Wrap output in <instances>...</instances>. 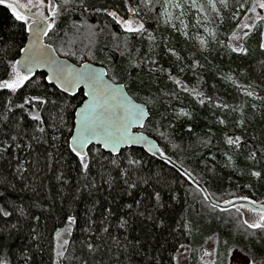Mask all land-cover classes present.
<instances>
[{"label":"snow or ice","instance_id":"6c2138e0","mask_svg":"<svg viewBox=\"0 0 264 264\" xmlns=\"http://www.w3.org/2000/svg\"><path fill=\"white\" fill-rule=\"evenodd\" d=\"M0 6L11 14L10 22L0 18V264H162L163 257L156 254L162 247L159 237L182 230L193 235L207 225H222L226 235L222 238L220 228L213 229L205 241H212L213 248L202 244L199 249L201 264H264V201L236 195L221 183L225 169L238 170L240 157L246 169L240 176L264 180V60L261 83L242 85L231 75L220 76L252 101L230 104L200 86L190 88L187 73L199 85L197 69L206 64L181 56L171 37L161 36L163 50L156 51L161 43L149 30V20L157 25L162 20L181 32L175 23L179 20L187 41L189 25L182 17L195 9L204 14L203 20L195 17L197 29L217 20V27L226 20L237 22L229 28L230 42L221 46L247 57L253 40L264 52V0H120L102 6L88 0H0ZM208 9L214 17H208ZM74 12L110 20L102 21L103 27L75 20L68 25ZM112 24L122 30V37L110 34L124 60L110 78L104 68L59 58L92 59L96 29ZM65 25L72 31L70 39H65ZM85 28L89 44L78 55L75 44ZM205 31L220 43L215 31ZM145 37L149 48L141 52L137 43ZM197 39V52L210 55V41ZM156 55L174 60L165 67ZM204 60L210 64L206 55ZM161 73L174 87L161 86ZM203 84L217 89L216 84ZM182 93L184 99L193 97L192 110L184 105ZM201 108L208 110L203 118L198 117ZM215 110H222L224 118ZM237 112L233 124L241 134L223 133L220 143L226 148L221 150L207 121L212 117V124L226 125L229 114ZM137 126L143 131L134 132ZM149 126L163 147L144 134ZM193 144L208 154L197 153ZM169 146L173 154L191 148L196 168L177 165L166 151ZM214 148L226 160H218ZM157 158L163 161L159 170ZM168 165L172 167L166 173ZM226 179L231 183V173ZM69 203H83V212L68 213ZM176 205L189 216L176 221L170 212ZM45 214L63 215L60 226L53 228L54 256L49 253L48 261ZM77 230L82 239L74 235ZM130 232L136 235L130 238ZM173 252L170 264H180V257L188 258L189 246L181 243Z\"/></svg>","mask_w":264,"mask_h":264},{"label":"trees","instance_id":"16d2710c","mask_svg":"<svg viewBox=\"0 0 264 264\" xmlns=\"http://www.w3.org/2000/svg\"><path fill=\"white\" fill-rule=\"evenodd\" d=\"M89 3H94L96 6H102L107 4H116L119 3L120 0H88ZM91 12V9H90ZM194 12L191 11L188 16V25H189V35L191 39L185 40V37L182 35V32H176L172 30L170 27H167L164 25L163 21L157 25L155 20H149V30L153 32V34L157 38V42L161 43V48L157 49L156 51H162V42L160 40L161 36L164 37H171V44L175 46L177 52L181 55H189L193 59H199L201 63L206 64V68L204 70L197 69V72L202 77V80L200 84L198 85L197 80L192 77V73L188 72L187 77L188 80L185 82L189 83V87H197L200 86V89L202 91H212V94L216 95L219 94L222 96L224 100H226L228 103H236L240 100L247 99L249 102L251 101V98H247L243 96L242 90H238L234 85H232L231 81L229 80H220V76H227L231 75L236 81L237 84L247 85L250 82L253 84L261 83V67H260V61L264 60V52L260 51L257 48V44L255 40L251 41L250 43V54L247 57H243L238 53H233L230 48L222 47L221 45H227L230 40L229 37L231 36V31H229V28L232 27L235 23V21H225L224 25H221L217 27V24L219 21H215L211 23L213 27L215 28L216 32V38L220 41V43H216L213 39H208L210 41L209 47L211 48V54L209 55L207 52L204 53H198L197 49L200 48L199 44L195 40V35L197 32H201L202 30L197 29L194 25ZM225 16H228L230 13L224 12ZM215 14L208 9V17L212 18ZM0 18L4 19L7 22H10L11 20V14L3 8V6H0ZM242 19V16H241ZM73 20H75L77 23L79 22H86L89 25H100L103 27L102 21H108L110 18L104 17V16H93V15H87V16H81L78 12H74L71 17L68 20V25H70ZM68 25H65V31H68L69 36L65 39L72 38V31L69 29ZM110 30L112 32L121 33L122 37V30L112 24L109 26V28H104L103 31L100 30V28H97L96 31L98 32L97 37H93L94 41V49H95V56L92 59H89L87 55H85L84 60H79L77 57L68 58L63 55H60L62 57H65L69 60H71L74 63L81 64L83 62H91L95 63L101 66H104L106 70L109 72V78L112 76V69L115 68L117 65H119L124 58L120 55V50L115 47V44L117 41L113 38V36L110 34ZM48 43H52L53 41L49 40L46 41ZM120 43L122 44V38ZM89 44V34L87 32V29H81L80 33L78 34V39L75 44V48L79 50V54H83L87 51L86 46ZM137 47L140 48L141 52H147L149 48V41L145 37L143 40V43H137ZM155 55V52L153 53ZM207 56L208 61H210V64H208L204 60V56ZM156 59L160 61V63L164 64L165 67H168V63L174 60L173 57H165L164 59H161L159 55H156ZM211 68V72H208L207 69ZM219 68V71H218ZM231 70V71H230ZM215 73V78H211L212 74ZM176 73L174 72L173 75ZM161 79V86H166L167 88L174 87L171 83V81H167L163 79V74H160ZM181 78L184 79L183 74L181 75ZM118 82H123L119 78ZM203 81H207L208 84H216L217 89L215 91L210 90L206 86H204ZM261 87H264V84L261 85ZM261 94H264L262 92ZM186 94H181L182 99ZM76 103H79V95L76 97V100L74 101ZM138 102H140L138 100ZM195 103L193 97H188L187 99H184V105L186 106L187 110H192L193 104ZM218 113L219 118H224V112L222 110H215ZM208 110L205 108L199 109L198 117L203 118L207 114ZM237 113H230L229 117L226 121V125H220V124H212L211 121L212 118L210 117L207 121V125L212 127V131L215 134L214 137V143H218L221 150H224L226 148L225 145L220 143V141L223 138V133L227 132L229 134H233V132L236 135H240L241 131L239 128H236L233 124V121L237 118ZM205 125V121L201 119V126ZM200 129L198 128L197 131ZM143 131V130H142ZM150 137L154 138L158 144L163 147L164 142L161 140H158L156 135L153 134L152 127L149 126L147 131L145 132ZM151 134V135H150ZM243 139V137H242ZM185 147L188 145V138L185 137ZM192 148H195L197 153L200 151H203L206 155L208 154V149H201L197 148L195 144L192 145ZM168 155L172 156V159L176 162V164L181 165L183 164L184 168L188 169L189 171H192L194 168H196L197 161L196 157L192 152V149L190 148L187 152H177L176 154H173L171 146H169L166 149ZM212 153L217 155V159L226 160V157L221 156V152H218L215 148L212 149ZM67 155V154H66ZM179 157V158H178ZM147 158V157H146ZM159 161V158H157ZM163 161H159L156 163V167L159 170L160 164H162ZM238 170L233 172L231 169H225L222 173V179L221 183L222 186L227 189V191H230L232 193H235L236 195H249L253 198L257 199V201H264V180L262 181H256L255 178L249 177L247 175L240 176L238 174L239 171H246L245 164L243 161V157H240L238 160ZM171 165H168L163 169L164 172H169V169H171ZM258 170V168H257ZM199 171V169H197ZM231 173V183L227 182V179ZM73 175H75L73 173ZM196 175V173H194ZM199 179V176H197ZM251 184L252 187H246V185ZM103 192V189H102ZM106 194V193H105ZM111 197H109L110 199ZM234 198V197H231ZM125 200L128 198L125 197ZM84 210L83 203L74 204L69 203L66 205V211L68 213H76L80 212L82 213ZM171 215L175 218L176 221H180L182 217H188L189 213L187 211H182L180 205H176L174 210H170ZM192 218L196 221H198L199 224L203 225V222L196 217L194 214H192ZM61 219H63V215H59L54 218H49L47 214L42 218V223L47 224V230L45 233V240L43 241L44 247L46 249L45 251V259L48 261L49 253H51L54 256V253L51 252V250L55 246V233L53 231L54 226H60ZM170 224H172V221H169ZM173 227H178V224L173 225ZM221 230V236L222 238L225 237L226 233L222 228ZM122 231V230H121ZM139 231V229H137ZM194 234L189 235L186 230H182L181 232H169L166 233L164 236L159 237L160 243L162 247H160L156 254L158 257H163L162 264H170L169 257L174 256L175 253L173 252V249H179V245L181 243L186 245H193V241L197 238H207L209 235L212 234L213 228L209 227L206 230H204V235L201 237H196L197 231L194 229ZM209 231V232H208ZM208 232V233H206ZM75 236L79 238H83V234L77 230L74 233ZM130 238L132 236H135V232L129 233ZM165 249L167 251L165 252ZM48 264H51V261H48ZM171 264H175V261H171Z\"/></svg>","mask_w":264,"mask_h":264},{"label":"rangeland","instance_id":"374dc122","mask_svg":"<svg viewBox=\"0 0 264 264\" xmlns=\"http://www.w3.org/2000/svg\"><path fill=\"white\" fill-rule=\"evenodd\" d=\"M22 2H23V0H22ZM189 2H190V0H189ZM201 2H206V0H201ZM191 11H193L195 13L194 16H193L194 22H195V17L196 16H199L200 19H202V20L204 19V14L203 13H197L195 9H192ZM176 12L178 13L179 10H176ZM188 16L189 15H186L185 17H182V19H184L186 23H188V20H189L188 19ZM175 23L183 31V25H180V21L179 20H176ZM205 28H208V29H211V30L215 31V28L213 27V25L211 23H205L203 26L199 27V29L202 30V31L201 32H197L196 35H195V40L197 41L198 44H199V40L197 39V37L212 39V37H210L208 35V32L205 31ZM203 224H204V222H203ZM209 227H211V228L214 229L215 227L222 228L223 226L222 225H220V226H213V225L204 226L199 231H197L196 237H201L202 235H204V230H206ZM208 232H206V233H208ZM206 240H207V238H202V237L201 238H197V239H195L193 241V245H190V246L188 245L189 246L188 258L185 259L183 256L180 257V264H201V260H200V255L201 254H200V251H199V249L201 248V245L203 244L209 250H211L213 248V246H214L213 243H212V241H208L205 244V241ZM192 249H196V251L193 252Z\"/></svg>","mask_w":264,"mask_h":264},{"label":"water","instance_id":"95a60500","mask_svg":"<svg viewBox=\"0 0 264 264\" xmlns=\"http://www.w3.org/2000/svg\"><path fill=\"white\" fill-rule=\"evenodd\" d=\"M59 58L61 59V60H66L67 58H64V57H61L60 55H59ZM68 61H69V63H72V64H75V65H77V66H79V64H77V63H74V62H72L71 60H69V59H67ZM83 63H89V64H91L93 67H95V68H104L105 70H106V68L104 67V66H101V65H98V64H95V63H91V62H83ZM38 71V73L39 72H41V71H46V70H40V69H38L37 70ZM109 77H106V79H108ZM83 87V86H82ZM83 91H85V92H87V89L86 88H84L83 89ZM138 102V101H137ZM133 131L134 132H139V131H142V129H140L138 126L137 127H135V128H133ZM144 134L146 135V136H149V135H147L145 132H144ZM149 138L150 139H152V141L153 142H155V143H157L158 144V142L154 139V138H152V137H150L149 136ZM139 147H141V146H137V148H139ZM178 165V164H177ZM238 203H239V201H237Z\"/></svg>","mask_w":264,"mask_h":264}]
</instances>
